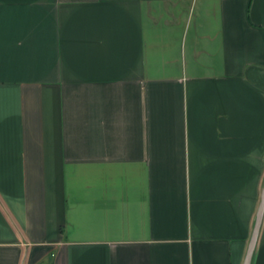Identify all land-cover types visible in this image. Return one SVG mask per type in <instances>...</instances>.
<instances>
[{"label":"crops","instance_id":"obj_1","mask_svg":"<svg viewBox=\"0 0 264 264\" xmlns=\"http://www.w3.org/2000/svg\"><path fill=\"white\" fill-rule=\"evenodd\" d=\"M263 182L264 0H0V264H243Z\"/></svg>","mask_w":264,"mask_h":264},{"label":"water","instance_id":"obj_2","mask_svg":"<svg viewBox=\"0 0 264 264\" xmlns=\"http://www.w3.org/2000/svg\"><path fill=\"white\" fill-rule=\"evenodd\" d=\"M260 199L261 200H260L257 212H256L257 214H256V218H255L254 225H253V231L249 239L250 243L244 255L245 258H244L243 264H251V261L253 259V253H254V250L257 244V239H258L259 232L261 229L260 226L264 218V185H263V189L260 195Z\"/></svg>","mask_w":264,"mask_h":264}]
</instances>
